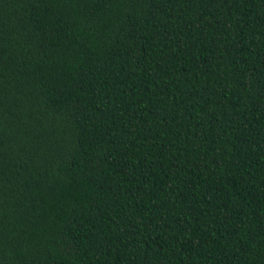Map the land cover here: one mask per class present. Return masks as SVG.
Wrapping results in <instances>:
<instances>
[{"label": "trees", "instance_id": "obj_1", "mask_svg": "<svg viewBox=\"0 0 264 264\" xmlns=\"http://www.w3.org/2000/svg\"><path fill=\"white\" fill-rule=\"evenodd\" d=\"M0 264H264V0H0Z\"/></svg>", "mask_w": 264, "mask_h": 264}]
</instances>
